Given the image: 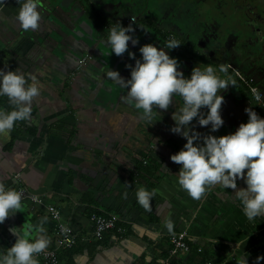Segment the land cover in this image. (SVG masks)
Instances as JSON below:
<instances>
[{
    "label": "crops",
    "instance_id": "obj_1",
    "mask_svg": "<svg viewBox=\"0 0 264 264\" xmlns=\"http://www.w3.org/2000/svg\"><path fill=\"white\" fill-rule=\"evenodd\" d=\"M55 4L54 0H41L39 27L25 32L16 19L17 0L4 6L0 2V68L22 73L27 83L35 77L39 88L32 101L31 119L15 122L11 133L0 137V184L6 189H27L60 210L63 220L73 227L77 244L71 251L58 253L59 264H158L166 258L169 236L183 231L188 232L193 249L202 248L224 259L232 256V264H240L241 258L255 264L257 256H264V215L249 221L233 197L234 190L216 186L197 201L177 183L180 165L170 156L187 141L169 129L174 126L171 117L182 103L180 98L173 97L167 110L154 107L151 121L143 118L142 110L124 99L127 88L107 76L112 70L129 79L131 68L127 65L134 67L135 60L128 61L124 53L113 67L116 62L105 43L106 23L92 15L82 20L93 31L83 24L74 34L88 44L86 35L101 36L103 44L87 50L77 47L71 38L65 47L57 34V21L48 13ZM76 15L80 16L79 12ZM130 35L139 38V46L145 45L143 38L133 32ZM132 49L135 45L129 41L126 52L135 54ZM86 55L93 56V62L74 75L78 61ZM103 62L110 63L112 69L103 71ZM178 70L185 73L188 69ZM214 70L224 74L217 67ZM221 77L228 82L226 89L232 96L221 108L224 124L214 133L210 125L197 124L202 136L234 133L248 119L232 80ZM226 89L220 90L223 97ZM12 108L7 97H0V109ZM141 164L149 168V177H134ZM244 187L243 179L238 180L237 188ZM139 188L155 192L151 211L137 203ZM18 212L19 216L16 212L0 224V254L17 239L12 228L34 239L41 221L49 240L46 250L53 248L54 224L46 212L26 202H21ZM94 214L117 216L126 234H107L101 242L94 241L90 222ZM166 219L173 222L172 234L163 226ZM19 221L25 222L31 234L21 232ZM185 258L181 256L176 264H184Z\"/></svg>",
    "mask_w": 264,
    "mask_h": 264
},
{
    "label": "clouds",
    "instance_id": "obj_2",
    "mask_svg": "<svg viewBox=\"0 0 264 264\" xmlns=\"http://www.w3.org/2000/svg\"><path fill=\"white\" fill-rule=\"evenodd\" d=\"M20 4L16 19L20 28L27 32L36 30L41 19L38 6L41 0H17ZM132 25L118 24L108 31L105 43L111 54L121 56L131 44L137 45L138 39L130 33ZM180 44L170 39L163 48L145 44L139 48L140 58L128 52L135 60L130 78H122L117 71H109L107 76L114 82L127 88L124 98L134 102L136 109L142 110L143 118L151 121L153 108L167 110L173 97H179L180 106L172 113L174 126L170 132L186 139L183 148L170 156V160L180 165L177 183L190 198L199 201L206 191L219 186L234 190L233 197L239 202L244 216L252 221L264 215V117L246 108L247 122L241 123L234 133L215 136L197 132L200 127L210 125V132L218 131L224 124L221 108L224 97L221 89L229 84L220 78L212 66L203 70L194 67L190 77L179 71L177 59L171 58L164 49H174ZM221 66L219 72H224ZM27 83L24 75L18 71H5L0 68V97H7L12 110L0 109V137L11 133L15 122L31 119L33 99L39 95L36 78ZM219 92V94H218ZM202 109H206L202 111ZM195 121V123H194ZM243 179L246 187L237 188V181ZM21 193L0 184V224L6 218L21 209ZM125 193V198H126ZM154 191L139 188L135 192L137 203L145 210L151 211ZM43 222L36 227V236L29 239L12 228L17 235L15 243L0 254V264H38L36 256L46 250L49 240L44 235ZM163 226L169 234L173 233V222L166 219ZM66 232L67 229H61ZM239 247V245H237ZM264 256H257L255 264H260ZM240 264H248L247 258H241Z\"/></svg>",
    "mask_w": 264,
    "mask_h": 264
},
{
    "label": "flooded vegetation",
    "instance_id": "obj_3",
    "mask_svg": "<svg viewBox=\"0 0 264 264\" xmlns=\"http://www.w3.org/2000/svg\"><path fill=\"white\" fill-rule=\"evenodd\" d=\"M79 4L85 17L101 19L107 31L131 24L143 44L158 49L170 39L178 41L179 47L164 50L177 59L179 68L188 69L183 73L187 77L192 66L203 70L210 65L218 71L223 66L224 74L216 73L232 80L243 114L250 108L264 117V0H80ZM139 44L132 49L136 55ZM92 62L93 56L82 70ZM251 89L258 92L260 102L253 100ZM222 94L224 107L232 96L229 89Z\"/></svg>",
    "mask_w": 264,
    "mask_h": 264
},
{
    "label": "built area",
    "instance_id": "obj_4",
    "mask_svg": "<svg viewBox=\"0 0 264 264\" xmlns=\"http://www.w3.org/2000/svg\"><path fill=\"white\" fill-rule=\"evenodd\" d=\"M12 0H0L2 5H7ZM91 59L90 55L84 56L80 61L78 67L75 69L77 74ZM251 95L254 101L260 102V96L255 89H251ZM146 165V162H144ZM17 185L19 184L20 176H16ZM16 191L20 192L21 202H26L42 208L53 222V236L54 246L44 252L38 254L36 259L38 264H59L58 253L61 251H71L77 244V234L73 227L63 220L60 210L53 205L46 203L42 198L35 196L27 189L17 186ZM92 224V238L96 242H101L107 234H116L123 237L126 234V227L117 216L110 214H94L90 217ZM67 229L66 232L61 229ZM169 250L167 251L166 258L158 261V264H176L181 256L190 255L192 252V242L188 232H179L169 236ZM198 254L202 253V248H197ZM235 258L229 256L227 261L221 263L206 262L204 264H232Z\"/></svg>",
    "mask_w": 264,
    "mask_h": 264
},
{
    "label": "water",
    "instance_id": "obj_5",
    "mask_svg": "<svg viewBox=\"0 0 264 264\" xmlns=\"http://www.w3.org/2000/svg\"><path fill=\"white\" fill-rule=\"evenodd\" d=\"M54 1L56 2L55 6H51V9L48 13L49 15L53 16L55 20L57 21V26L58 28H60V32L57 34L59 37L62 38L63 40L62 43L63 45H65V47H69L70 45L69 40L71 38H74L76 44L78 45L77 47L79 48L83 47L84 49H87V50L91 49V47H97L99 44H103L101 42V39H102L101 36L95 38L94 36H87L85 34L87 37V40H89V44H88L86 42H83L79 36L74 34V31H76L79 26L81 29V25L83 24L86 25L90 29V31H93V28L86 21L82 20L83 17L87 16V13L85 12L84 7L79 4L80 0H54ZM77 12H82V16L81 14L80 16H77L76 15ZM125 55L128 58V61L133 60L129 58L128 52H125ZM110 57L111 59L114 58L113 60L116 63L114 64L113 67H116V65L119 64L118 63L119 57L114 54L112 56L110 55ZM79 61L77 63V67L79 65ZM102 64H103L102 67L104 68L103 71L110 68V63L103 62ZM131 103H134V102H131ZM195 130L196 131L198 130V125L196 126ZM19 215L20 214L17 211V216ZM18 223H19L18 226L20 227V230L22 233L26 231L28 234L29 233L31 234V231L25 228L24 221H19ZM21 235L24 236V234H21Z\"/></svg>",
    "mask_w": 264,
    "mask_h": 264
},
{
    "label": "trees",
    "instance_id": "obj_6",
    "mask_svg": "<svg viewBox=\"0 0 264 264\" xmlns=\"http://www.w3.org/2000/svg\"><path fill=\"white\" fill-rule=\"evenodd\" d=\"M177 145V144H175ZM179 146V145H178ZM175 147L177 150L182 149L180 146L179 147ZM144 165V163H143ZM144 166H148L147 162L146 165ZM149 172V168H145L142 166V164L140 165V167H138L137 172L135 173V178H146L149 177L150 174H148ZM148 190H152V186L148 185L147 187ZM197 248L194 247V249L192 250L190 255H187L186 258L183 260L184 264H204L206 262H213V263H221V262H225L227 261V258H221L219 256H212L208 253V250H203L202 249V253L198 254L197 252Z\"/></svg>",
    "mask_w": 264,
    "mask_h": 264
},
{
    "label": "rangeland",
    "instance_id": "obj_7",
    "mask_svg": "<svg viewBox=\"0 0 264 264\" xmlns=\"http://www.w3.org/2000/svg\"><path fill=\"white\" fill-rule=\"evenodd\" d=\"M256 2H257V0H255ZM256 4H258L257 5V7H259L260 6V4H262L260 1L258 2V3H256ZM216 6V5H215ZM207 26H205V28H206ZM201 30H203V25H202V28H201Z\"/></svg>",
    "mask_w": 264,
    "mask_h": 264
}]
</instances>
